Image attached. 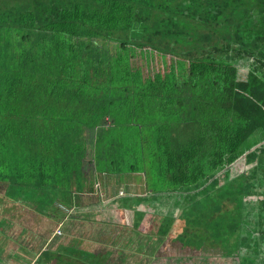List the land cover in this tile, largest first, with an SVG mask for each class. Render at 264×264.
<instances>
[{"label":"trees","instance_id":"obj_1","mask_svg":"<svg viewBox=\"0 0 264 264\" xmlns=\"http://www.w3.org/2000/svg\"><path fill=\"white\" fill-rule=\"evenodd\" d=\"M126 173L183 196V242L264 264V0H0V182L45 214Z\"/></svg>","mask_w":264,"mask_h":264},{"label":"crops","instance_id":"obj_2","mask_svg":"<svg viewBox=\"0 0 264 264\" xmlns=\"http://www.w3.org/2000/svg\"><path fill=\"white\" fill-rule=\"evenodd\" d=\"M110 179L114 178L109 177L108 174L100 177L94 192L85 189L80 191L76 186H69V194H59L49 210L52 213L44 217L37 213L39 210L36 209L35 201L29 200L31 205L28 206L25 202L28 199L27 196L16 192L11 182H0V185L5 188L4 194L0 195V262L6 264H121L116 256H122L125 252L123 249L130 248V244L136 243L134 237L142 234L135 227L139 219L138 213L157 214L150 210L154 200L162 196L170 198L173 194H158L150 198L142 177L143 181L138 184H144L145 192L119 197L108 191L107 185ZM56 191L60 190L56 189ZM181 209L180 206L179 213L175 215L167 213L162 215L177 219L182 212ZM29 213H35L38 216L36 217L38 224L26 223ZM48 223L50 227L47 226ZM28 229L33 232L31 233ZM125 229L130 234V239L128 235L124 236ZM144 236L151 238L150 244H155L156 237ZM144 244H141L139 249L146 248ZM47 253L50 254V261H46ZM153 258H155L154 255L147 260V264H150Z\"/></svg>","mask_w":264,"mask_h":264},{"label":"rangeland","instance_id":"obj_3","mask_svg":"<svg viewBox=\"0 0 264 264\" xmlns=\"http://www.w3.org/2000/svg\"><path fill=\"white\" fill-rule=\"evenodd\" d=\"M108 176L114 178L113 180L110 179L108 181V191L110 193L117 194L119 197L122 195L127 196L145 192L144 184H138L139 182L143 181V179H141L142 177L140 178V174L138 175L136 173H129ZM139 189H141V191H139ZM4 191L5 188H3V185H0V195H3ZM182 198V195H173L170 196V198L168 196H162L159 199L154 200V203L152 204L150 210L157 214H178ZM37 213L40 216L44 217L45 215L49 216V213L52 212L47 211L45 214H42L41 211H37ZM29 214L30 216L26 223L29 225L38 224L36 223V217L38 216L35 213ZM179 218L180 216L177 218L175 222L176 226L174 227L173 231L170 232L168 237L164 239L156 238V242L154 245L149 243L151 238L144 236L148 234L140 232L144 235L139 234L138 236L134 237L137 245L134 242V245L130 244V248L123 249L125 250V252H123L122 256L117 255V260H119L121 264H147V260H150L151 256L154 255L155 258L151 259L150 264H239L240 256L246 253V250L244 248L231 246L227 250L216 249L214 246L205 243L202 250H197L196 248H193L189 243L183 242L181 238L182 233H190V230L188 231V227L184 225V223L181 222ZM44 219H46V217ZM47 226H49V223L47 224ZM46 229H48V227H46ZM28 231L31 232V229H28ZM124 233V236L128 235L130 239V234L127 232V229L124 230ZM143 243H145L144 246L147 247L139 249V247ZM132 245L134 248L131 247ZM147 253H149L150 255Z\"/></svg>","mask_w":264,"mask_h":264},{"label":"water","instance_id":"obj_4","mask_svg":"<svg viewBox=\"0 0 264 264\" xmlns=\"http://www.w3.org/2000/svg\"><path fill=\"white\" fill-rule=\"evenodd\" d=\"M258 145H259V144H258ZM258 145H256V146H258ZM256 146H255V147H256ZM255 147H253V148H255ZM253 148H252V149H253Z\"/></svg>","mask_w":264,"mask_h":264},{"label":"clouds","instance_id":"obj_5","mask_svg":"<svg viewBox=\"0 0 264 264\" xmlns=\"http://www.w3.org/2000/svg\"><path fill=\"white\" fill-rule=\"evenodd\" d=\"M59 232V231H58ZM60 233V232H59Z\"/></svg>","mask_w":264,"mask_h":264}]
</instances>
